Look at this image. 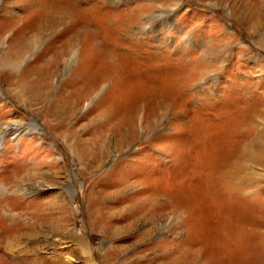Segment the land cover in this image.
Masks as SVG:
<instances>
[{
    "label": "rangeland",
    "instance_id": "1",
    "mask_svg": "<svg viewBox=\"0 0 264 264\" xmlns=\"http://www.w3.org/2000/svg\"><path fill=\"white\" fill-rule=\"evenodd\" d=\"M10 123L0 264H264V0H0Z\"/></svg>",
    "mask_w": 264,
    "mask_h": 264
},
{
    "label": "bare ground",
    "instance_id": "2",
    "mask_svg": "<svg viewBox=\"0 0 264 264\" xmlns=\"http://www.w3.org/2000/svg\"><path fill=\"white\" fill-rule=\"evenodd\" d=\"M62 3L63 2H61V4ZM57 4H58V2H57ZM74 55L75 54H73V57H72V59H70V61H73L75 59L76 55L75 56ZM20 127H21V125H18L17 123H10V124L4 126L3 128L0 129V138L4 137V135L7 134V133H9V132H11L12 134H14L15 132H17L20 129ZM0 146H1V144H0Z\"/></svg>",
    "mask_w": 264,
    "mask_h": 264
}]
</instances>
